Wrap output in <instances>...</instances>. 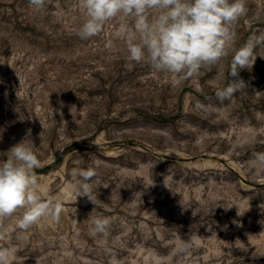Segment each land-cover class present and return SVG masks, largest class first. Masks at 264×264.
Here are the masks:
<instances>
[{"label":"rangeland","instance_id":"obj_1","mask_svg":"<svg viewBox=\"0 0 264 264\" xmlns=\"http://www.w3.org/2000/svg\"><path fill=\"white\" fill-rule=\"evenodd\" d=\"M82 21L78 0H47L40 14L0 0V158L28 136L42 195L62 209L26 233L23 210L0 219L12 264H264V171L253 165L264 152V46L238 74L246 88L221 102L232 52L178 81L127 60L121 19L89 40ZM235 30L234 48L264 32V0H246ZM90 166L93 203L70 179ZM93 217L111 220L107 238ZM190 236L198 242L173 255Z\"/></svg>","mask_w":264,"mask_h":264},{"label":"clouds","instance_id":"obj_2","mask_svg":"<svg viewBox=\"0 0 264 264\" xmlns=\"http://www.w3.org/2000/svg\"><path fill=\"white\" fill-rule=\"evenodd\" d=\"M46 3L47 0H28L37 14L46 10ZM78 8L83 16L77 30L81 40L96 37L107 23L119 18L114 38L126 45L127 60L147 64L155 73L178 81L197 76L201 69L220 63L232 52V81L216 92L221 102L246 88L238 74L252 68L256 50L264 46V32H260L249 35L239 48H234L235 25L246 12V0H78ZM33 145L26 136L0 158V219L23 210L16 221L22 233L44 217L58 221L62 210L59 200H45L42 195L35 171L41 161ZM253 165L257 171H264V152L254 154ZM97 175L91 166L71 170L77 198L87 197L93 203ZM91 223L97 234L105 238L110 235L109 218L93 217ZM197 242L195 236L179 240L173 255L187 254ZM15 251L13 247L0 246V264H12ZM153 264H170V258L155 256Z\"/></svg>","mask_w":264,"mask_h":264}]
</instances>
